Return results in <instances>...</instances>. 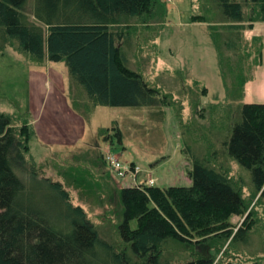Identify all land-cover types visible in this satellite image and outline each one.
<instances>
[{
	"label": "trees",
	"instance_id": "1",
	"mask_svg": "<svg viewBox=\"0 0 264 264\" xmlns=\"http://www.w3.org/2000/svg\"><path fill=\"white\" fill-rule=\"evenodd\" d=\"M213 2L223 21L209 23L210 36L226 99L238 101L250 78L239 64L231 67L230 56L237 54L236 39L245 25L264 22V0ZM165 16L161 0H0L5 36L33 61H63L72 97L84 96L86 105L93 107L161 108L172 103L157 83L126 65L123 53L135 29L133 22L146 25L150 18ZM193 19L207 22L204 14ZM161 20L148 24L154 29L163 24ZM220 33H225L223 38ZM30 136L28 121L18 122L0 112V264H159L168 240L184 244L190 257L165 259L163 264H213L211 250L220 248L219 240L233 242L252 227L246 219L235 230L230 227V217L244 214L249 203L228 169L212 162L216 154L187 156L188 186L120 187L122 213L115 227L124 245L113 252L59 182L38 176L34 166L27 176L19 175L18 170L26 167ZM222 145L226 156L249 172L252 186L264 197V103L239 102L238 119ZM132 219L137 222L134 227Z\"/></svg>",
	"mask_w": 264,
	"mask_h": 264
},
{
	"label": "rangeland",
	"instance_id": "2",
	"mask_svg": "<svg viewBox=\"0 0 264 264\" xmlns=\"http://www.w3.org/2000/svg\"><path fill=\"white\" fill-rule=\"evenodd\" d=\"M161 1L166 8V16L160 19L163 24L151 29L148 22L160 21L157 17L150 18L149 26L138 20L133 22L135 29L123 46V53L129 68L169 93L172 103L161 107L164 112L160 107L86 105L84 96L72 97L63 61H33L0 29V112L14 116L18 122L28 121L31 128L26 167L18 173L27 176L29 167L34 166L38 176L59 182L71 203L80 205L92 220L101 241L118 252L124 245L115 227L122 213L120 187L133 186L136 178L152 179L153 185L159 187L188 186L191 163L187 158H211L214 152L216 159L212 162L228 169L249 203L244 214L230 217V227L235 230L245 221H250L252 227L233 242L229 243L230 238L219 240L220 248L211 250L215 253L213 264H264V197L252 186L249 172L227 157L222 145L230 125L238 119L239 102L264 103V22L245 25L236 39L239 48L235 57L230 56L231 67L239 64L250 80L245 82L240 99L231 101L226 99L218 52L208 27L209 23L223 21L213 0ZM200 14L206 15L207 22L193 19V15ZM148 34L153 36L147 37ZM224 35L220 33V38ZM58 79L64 88L63 98L56 84ZM45 95L56 96L51 108L60 103V122L50 116L45 103L40 105ZM39 105L44 112L40 111V122L32 127L30 120L36 118ZM66 109L76 114L70 113L73 120L64 114ZM74 121L76 131H81L80 140L54 143L39 135L46 125L48 129L54 124L62 125V129L70 131L75 129ZM108 152L133 172L116 175L105 161ZM136 223L135 219L130 221L132 227ZM102 255L109 259L104 252ZM188 257L184 244L168 240L159 264L165 259ZM132 259L138 260L133 255Z\"/></svg>",
	"mask_w": 264,
	"mask_h": 264
},
{
	"label": "crops",
	"instance_id": "3",
	"mask_svg": "<svg viewBox=\"0 0 264 264\" xmlns=\"http://www.w3.org/2000/svg\"><path fill=\"white\" fill-rule=\"evenodd\" d=\"M44 83H45V81H43ZM56 84H57V87H59L61 90H62V98H63V90H64V88H62L61 86V80L60 79H58V82L56 81ZM46 93V92H45ZM56 99V96H54V95H45V96H42V99H41V101H40V105H41V103L43 102V103H45V105H46V107L48 108V112H49V114H50V116H52V118L54 119V120H56V122H60V119H59V114H60V111H61V113L63 112V110H62V107H61V105H60V103H58V107L56 108V107H52L51 108V106H52V104L53 103H55V100ZM64 101H66V99H64ZM38 103V102H37ZM66 104V103H65ZM40 105H39V108H38V110H37V113H36V120L35 119H31L30 120V122H31V126L33 127V123H37V124H39V122H40V117H39V115H40V111H42V113L44 112V108L43 109H40ZM60 105V106H59ZM63 109H64V107H63ZM70 111H71V109H70ZM70 111H68L67 109H66V112H67V114L64 112V114L65 115H69V118L70 119H74L73 118V116L72 115H74V116H76V114H74V113H71ZM72 115H71V114ZM78 118H79V116H78ZM42 125V124H41ZM74 127H75V129H72V130H70V131H66V129L64 128V129H62L61 127H62V125H60V127L57 125V124H54L52 127H51V129H48L46 126H42V128L40 129L41 131H39V135L42 137V138H47V139H53V142L55 143L56 141H60V140H62V139H67V140H74V142H75V140L76 139H78L79 138V140H80V136H79V133L81 132L80 130L79 131H76L78 128L76 127V125H75V121H74ZM79 125V124H78ZM75 131V132H74ZM84 131H82V134L81 135H83L84 133H83ZM64 136H66L65 138H64Z\"/></svg>",
	"mask_w": 264,
	"mask_h": 264
},
{
	"label": "built area",
	"instance_id": "4",
	"mask_svg": "<svg viewBox=\"0 0 264 264\" xmlns=\"http://www.w3.org/2000/svg\"><path fill=\"white\" fill-rule=\"evenodd\" d=\"M171 1V0H167ZM105 161L109 165L110 169H112L116 175L118 176H124L127 173H132L133 169L130 166H123L120 161L113 155H111L109 152L105 156ZM134 186H142V185H153L154 182L152 179L148 180H136L134 179Z\"/></svg>",
	"mask_w": 264,
	"mask_h": 264
}]
</instances>
